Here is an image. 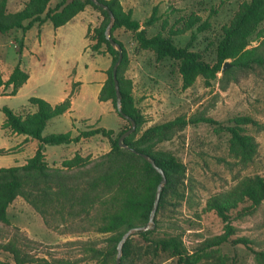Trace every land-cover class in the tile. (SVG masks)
<instances>
[{
    "label": "trees",
    "instance_id": "obj_1",
    "mask_svg": "<svg viewBox=\"0 0 264 264\" xmlns=\"http://www.w3.org/2000/svg\"><path fill=\"white\" fill-rule=\"evenodd\" d=\"M98 1L107 5L115 17L111 37L123 48V59L117 71L122 109L137 124L136 132L126 138L124 143L138 152L150 155L167 178L159 202L155 229L141 231L126 242L121 264H139L143 260L142 255H146L147 259H150L149 263L153 264L161 255L178 257L180 264H195L188 256L183 231L159 232L165 218L169 214L172 215L186 200V168L174 154L156 152L153 143L168 140L188 125H216L218 122L205 115L191 119L180 116L172 121L145 128L147 119L136 107L132 95V81L125 75L129 66L128 51L123 42L116 38L115 32L122 29L131 31L140 49L152 51L158 60L170 59L176 62L185 89L193 86L200 77L210 85L218 78L219 73L223 72L228 61H232L233 66L245 70L253 66H264V54L259 48H250L251 38L258 33L260 25L264 22V0H248L240 5L229 25L222 30L216 47L215 64L205 61L199 52L192 49L191 43L185 47L176 45L174 37L180 34L178 31L171 30L167 34L159 33L149 37L146 28L160 20L157 17V9L141 24L134 19L132 10L124 9L120 0ZM8 2L9 0H0V35L17 30L26 33L36 24L42 26L46 22H50L54 28H59L88 6L101 14V23L94 29L89 28L87 35L90 37L93 33L91 49L94 52H100L105 47L102 52L112 58V66L106 72L108 79L99 94V101H111L116 113L128 123V127L121 129L117 135L112 129L89 127L79 131L77 136H73L72 132L43 136L52 119L71 111L77 94L75 86L78 83L73 84L67 98L57 105L39 97H31L28 106L35 108V112L17 113L4 107L2 111L5 120L2 129L10 135L35 139L39 142V147L25 165L0 168V223L11 224L8 209L21 197L42 216L48 228L73 233L78 231L74 229L77 227L82 231L93 230L108 236L103 247L91 241L78 243V246L88 261L96 264H117L118 244L123 235L131 228L148 224L162 178L143 157L121 148L119 144L121 135L131 128V123L122 117L116 108L113 67L119 60V51L114 49L106 38L109 13L92 0H59L53 8L50 6L52 0H29L21 11L14 13L8 11ZM198 25L197 32H203L210 27L209 23H202L198 18L187 21L186 29L194 30ZM194 34L196 32L193 37ZM22 50L23 42L19 43V52L22 53ZM228 73L226 69L224 74ZM28 79L29 74L17 65L9 79L5 80L0 66V88L12 86L9 93L11 96L17 95ZM249 125L257 126V121L250 116H240L232 121L231 126L225 127L231 136L232 153L246 166L254 162L259 146L255 138L244 129V126ZM97 135L107 139L111 149L103 155V161L91 170H84L91 164V157H82L79 154L64 161L60 168H53L48 163L46 146L79 143L82 139ZM10 152L11 150L0 149V155ZM73 170L78 173L71 174ZM263 203L264 177L259 174L246 176L229 190L208 198L204 212H214L225 224V231L205 240L201 249H212L225 244L242 245L253 250L259 262L264 264V252L254 251L250 239L236 237L233 227L234 221L252 215ZM0 252L7 253L12 258V261L0 259V264H74L70 258L35 259L22 248L18 238L4 242L1 234Z\"/></svg>",
    "mask_w": 264,
    "mask_h": 264
},
{
    "label": "rangeland",
    "instance_id": "obj_2",
    "mask_svg": "<svg viewBox=\"0 0 264 264\" xmlns=\"http://www.w3.org/2000/svg\"><path fill=\"white\" fill-rule=\"evenodd\" d=\"M245 1L248 0H125V5L127 8L132 6L133 17L141 24H144L154 9H157V17L160 20L146 28L149 37L159 33L167 34L171 30L178 31L180 34L174 37L176 45L185 47L191 43L192 49L199 52L205 61L215 64L216 47L222 30L229 25ZM58 2L59 0H52V8ZM10 10H13L12 5ZM98 14L97 26L102 21L101 14L99 12ZM198 18L202 23H209V29L197 32L201 25L199 24L194 30H187V21ZM82 30V26L77 27V32L69 36V42L58 43L55 51H49L52 73L37 63L38 86L32 87L30 92H23L20 96L2 100L4 106L15 112L27 114L32 109L29 106L24 107L28 104V94L44 100L51 94L53 100H57L71 87L66 59L76 58V49L84 40ZM37 33L38 29L34 27L27 32L26 38L33 42ZM24 34L20 30L11 36H0V49L6 61L13 66L32 68L29 55L19 52V43L26 41ZM92 35L93 33L88 37L90 42L88 48L94 52L91 49ZM115 36L123 42L128 51L129 66L125 75L132 81L135 105L147 119L145 128L172 121L180 116L191 119L205 115L218 122L216 125L204 123L188 125L170 136L168 140L153 143L156 152L174 154L186 168L184 186L186 200L172 215L169 214L165 218L159 232L183 231L184 245L190 260L195 264H262L253 250L242 245L225 244L207 250H202L201 246L205 240L225 231V224L214 212H204L208 198L229 190L246 176L259 174L264 177V66H253L245 70L233 66L232 61H228L230 64L228 74H224L226 70L219 73L218 78L210 85L200 77L193 86L185 89L176 62L170 59L158 60L152 51L140 49L131 31L117 30ZM250 48H259L264 54V22L260 25L258 33L251 38ZM102 49L105 50V47ZM94 53L103 52L101 50ZM99 62L103 63V59H99ZM91 63V56L84 55L81 58L78 70L81 79L90 80L94 76V70H82L85 64ZM45 78H51L52 81L43 82ZM77 85L75 89L78 92ZM86 89L81 97L75 96V105L70 112L49 123L43 136L72 131L75 124L80 125L81 129H88L86 121L81 122V118L90 117V113L103 114L101 127L104 128L116 129L118 123L122 121L116 135L121 129L128 127V123L117 115L112 102L116 114L103 113L104 106L97 99L99 92L96 85H90ZM240 116H250L257 121V126H244L246 133L253 136L259 145L254 162L247 166L232 153L231 136L225 130L226 126H231L232 121ZM107 141L98 138L88 143L90 144L88 148L96 150L97 154L96 156L90 154L92 162L84 170H91L103 161ZM107 143L110 145L109 141ZM46 148L48 153L66 151L62 146ZM76 173L77 170H73L71 174ZM8 216L10 225L0 223L2 240L6 242L18 238L22 248L35 259L59 257L70 258L74 264H96L86 260L78 243L91 241L103 247L108 238L96 231H82L77 227L74 229L78 231L73 233L48 228L42 216L21 197L11 205ZM233 227L236 237L250 239L254 251L264 252V203L252 215L234 221ZM141 258L143 260L139 264H153L149 263L150 259H147L146 255H142ZM0 259L12 261L11 256L4 252H0ZM154 264L180 262L178 257L161 255Z\"/></svg>",
    "mask_w": 264,
    "mask_h": 264
},
{
    "label": "crops",
    "instance_id": "obj_3",
    "mask_svg": "<svg viewBox=\"0 0 264 264\" xmlns=\"http://www.w3.org/2000/svg\"><path fill=\"white\" fill-rule=\"evenodd\" d=\"M29 0H14L11 2L9 0L8 2V11L11 13L21 11L25 4ZM55 1V0H54ZM124 9L125 10H131L132 6L126 7L125 5V0H120ZM134 4V2H133ZM12 5V9L10 10V6ZM51 6V4H50ZM99 21V14L96 10H93L90 6H88L83 12L79 13L75 18H73L69 23L66 25L59 27V28H54L53 25L50 22H46L42 26H39L36 24L34 27L38 29V33L36 34V40H28L26 38L27 32L24 34L25 35V40L22 41L24 44L23 51L22 53L24 55H29L30 57V62L33 64L32 68H22L24 71H26L29 74V79L28 81L20 88L18 91L17 95L11 96L9 95L10 91L12 90V86L9 88L2 87L0 88V149H5V150H11L9 154L6 155H0V168H9V167H19L23 166L27 163V160L32 158L38 147H39V142L35 139L28 138L23 135H10L8 132L2 129V124L5 120V115L3 113V108L6 107L4 106L2 100H7L8 98L11 97H17L23 94L25 91H31L32 87L38 86L37 83V74H36V65L37 63L40 64L44 69L47 71H50L51 68V61L50 57L51 55L49 54V51H55L56 46L58 43H62L63 41H68L69 36L73 35L74 33L77 32V27L82 26V32L81 35L84 36L83 42H81L80 46L76 49V58H70L66 59V65L68 68V78H70L69 82L71 84V87H69L57 100H53V96L51 94H48V97H45L46 101L49 102L52 105H57L64 101L72 91V86L74 83H78V92L76 94V97H81L84 92L87 91L86 88H88L90 85H96L98 87V92L100 94L106 80L108 79L107 71L110 69L112 66V58L109 54H98L90 51L88 48L89 46V39L87 37L88 35V30L91 26V28H95L98 24L97 22ZM33 27V28H34ZM32 28V29H33ZM20 31V30H17ZM13 31L9 34L6 35H0V36H11L14 34ZM84 31V32H83ZM79 38V35H77ZM77 38V39H78ZM69 42V41H68ZM14 42L13 44H15ZM85 43V44H84ZM16 48V44L14 45ZM1 48V47H0ZM83 49V51H82ZM104 51L103 49H101ZM84 55H89L91 56L92 63L91 64H85V68L82 70H88L92 69L94 70V76L90 80H83L79 77V66H80V60ZM80 59V60H79ZM99 59H103V63L99 62ZM33 60V63H32ZM0 66H1V71L3 74V77L5 80L9 79L10 75L12 74L15 66L12 64L8 63L4 57V55L1 52L0 49ZM91 67V68H90ZM82 68V67H81ZM33 70V71H32ZM50 71V73H52ZM52 81L51 78H45L44 81ZM40 84V82H39ZM89 85V86H88ZM34 91V90H33ZM99 94H97V99L99 101ZM95 95V93H94ZM66 97V98H65ZM75 97V98H76ZM27 101L31 98V94L27 95ZM44 98V97H43ZM75 98L72 103V109L74 108L75 105ZM99 103L103 104V113H107L109 115L116 114L113 111V106L111 104V101L107 102H100ZM24 107H28V104L25 105ZM71 109V110H72ZM14 111V110H13ZM36 109L32 108L31 112H35ZM18 113V112H17ZM65 115V114H64ZM103 114H94L90 113V117H84L81 118L82 120H85L86 124L88 127L94 126L95 128L101 127L102 123V116ZM118 115V114H117ZM63 116V115H62ZM57 118V117H56ZM55 119V118H54ZM53 120V119H52ZM52 120L49 122L51 123ZM77 121V120H75ZM78 122V121H77ZM48 123V125H49ZM122 121L118 123V127L116 129H112L115 132H117L121 128ZM47 125V126H48ZM47 128V127H46ZM104 128V127H103ZM108 129V128H106ZM86 129H81L80 125H74V129L72 131L73 136H77L79 134V131H84ZM67 133V132H65ZM56 134V133H54ZM61 134V133H57ZM52 135V134H49ZM48 136V135H47ZM103 138L100 135L87 138V139H82L79 143H71V144H63V145H57V146H62L66 150L65 152L58 153V151L54 152H47L46 148V158L50 166L52 167H61L63 162L66 160H71L74 158L77 154L81 155L82 157H87L90 156V154H94L96 156L97 151L96 150H90L88 147L90 146V142H94L96 139ZM108 142V141H107ZM105 143L104 146V152L108 153L111 149L110 145L108 143ZM9 211V209H8Z\"/></svg>",
    "mask_w": 264,
    "mask_h": 264
},
{
    "label": "water",
    "instance_id": "obj_4",
    "mask_svg": "<svg viewBox=\"0 0 264 264\" xmlns=\"http://www.w3.org/2000/svg\"><path fill=\"white\" fill-rule=\"evenodd\" d=\"M97 6L105 9L106 11H108L109 16H110V21L106 30V38L109 41V43L111 44V46L116 49L117 51H119V60L117 61V63L114 65L113 67V78H114V82H115V89H116V96H117V103H116V108L118 113H120L122 115V117H124L126 120L130 121L131 123V128L128 129L125 133H123L119 139V144L121 148L127 149L133 153H136L138 155H140L141 157H143L147 162H149L153 168L161 175V182L158 186V189L156 191V196H155V201H154V205L150 214V219L148 224L144 225V226H140V227H134L131 228L130 230H128L123 237L121 238L119 244H118V255H117V264H121V258H122V254H123V247L126 244V242L132 238L133 236L137 235L139 232L141 231H149V230H154L156 227V215H157V211H158V207H159V202H160V198H161V194L163 191V188L165 187L166 183H167V178L165 175V172L156 164V161L147 154L138 152L137 150L128 147L124 141L126 138H128L129 136H131L132 134H134L137 130V124L136 121L130 117L129 115L125 114L123 112L122 109V94H121V89H120V85H119V81L117 78V71H118V67L120 65V63L122 62L123 59V48L121 47V45L119 43H117L115 40L112 39L111 37V31L114 27L115 24V17L113 12L109 9V7L103 3H101L98 0H92ZM230 67L229 63H226L223 71H225L226 69H228Z\"/></svg>",
    "mask_w": 264,
    "mask_h": 264
}]
</instances>
